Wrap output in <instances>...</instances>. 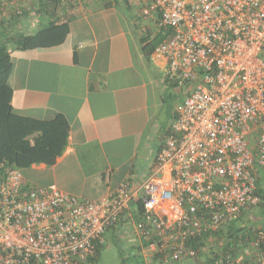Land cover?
<instances>
[{"label":"built area","instance_id":"obj_1","mask_svg":"<svg viewBox=\"0 0 264 264\" xmlns=\"http://www.w3.org/2000/svg\"><path fill=\"white\" fill-rule=\"evenodd\" d=\"M10 1L22 15V0ZM140 16L150 39L165 32L155 55L167 60L165 77L182 95L150 176L138 192L126 180L93 200L4 167L0 264H87L129 213L150 257L193 264L194 242L262 203L264 0H145ZM262 244L256 232V264H264ZM219 254L215 264H246L233 245Z\"/></svg>","mask_w":264,"mask_h":264},{"label":"crops","instance_id":"obj_2","mask_svg":"<svg viewBox=\"0 0 264 264\" xmlns=\"http://www.w3.org/2000/svg\"><path fill=\"white\" fill-rule=\"evenodd\" d=\"M53 2L22 0L23 15L17 22L12 16L19 4L0 0V23L11 27V34L33 35L53 21L43 14ZM144 4L68 1L55 14L59 23L69 25L62 44L12 52L14 110L44 121L62 115L70 125L62 156L53 166L20 170L26 181L94 200L113 193L126 180L138 192L148 179L166 136L160 118L166 88H171L164 80L167 60L155 52L148 59L144 53ZM130 216L125 214L110 230L112 241L130 251L131 263L159 264L138 241ZM119 239H125V245ZM255 261V252L247 250L246 264Z\"/></svg>","mask_w":264,"mask_h":264},{"label":"trees","instance_id":"obj_3","mask_svg":"<svg viewBox=\"0 0 264 264\" xmlns=\"http://www.w3.org/2000/svg\"><path fill=\"white\" fill-rule=\"evenodd\" d=\"M60 4L61 2L59 0H55V3L53 2L51 5L44 7L43 14L54 19L44 24L33 35L27 36L21 32L11 34L9 32L11 27H5L3 21L0 23V172L3 171L4 167H13L22 170L42 164L48 167L53 166L56 160L62 156L68 144L70 132L68 121L62 115L57 116L52 121H44L18 114L12 105L13 88L10 84V78L14 70L13 51L46 49L60 45L66 39L69 33V25L66 22L59 23L55 18ZM22 15L13 14V20L19 22ZM144 36L142 43L147 42L144 46V53L146 58L150 59L166 34L164 31L159 32L153 39H150L151 35L149 33H144ZM164 80L171 89L175 88V85L170 83L167 77ZM161 140L163 145L159 147L158 152L164 146L165 137H162ZM260 184L264 185L262 181ZM258 194L263 199L259 208H263L264 190L260 189ZM138 209L141 212L143 210L141 205H139ZM241 216L248 218L247 212H243ZM239 218L237 219L238 221ZM237 220L230 225L227 231L228 233L222 232V229H220L217 233L211 234L216 236H220L221 233L228 235L226 236L228 243L221 250L222 252L230 248L233 243L236 244L239 241L246 242L255 237L256 231L253 233V230L246 228L247 221L243 222L242 226L236 227L235 223ZM207 237L200 242H194L192 245L198 253L193 264H215V260L221 255L219 254L220 251H218L213 253L208 260L201 258V254H203L207 245ZM102 248L103 243L99 242L96 244L95 255L88 260L87 264H91L98 259ZM261 249L264 251V244L261 245ZM200 258L202 259L201 263ZM128 260L131 261L133 259L131 257L123 258L120 264H128ZM136 264L142 263L139 262Z\"/></svg>","mask_w":264,"mask_h":264},{"label":"rangeland","instance_id":"obj_4","mask_svg":"<svg viewBox=\"0 0 264 264\" xmlns=\"http://www.w3.org/2000/svg\"><path fill=\"white\" fill-rule=\"evenodd\" d=\"M181 102H182V95L179 93V90L176 89L172 90L166 88V95H165V100L163 102L164 105L160 118L161 130H166L169 128L171 124V119L175 114L176 109L181 104ZM243 216H241L239 218V221L237 220V222L235 223L236 227L242 226L243 222L247 221L245 226L248 230H253V233L254 231H256L257 233L262 232L264 237V207L263 208L257 207L254 210L247 211L248 218L246 216L243 218ZM229 227L230 226L222 228V232H227ZM112 235H113V231L110 230L109 232H107V234L104 235L103 248L95 264H120L121 259L130 258L129 256L130 251H127L125 246L120 247L117 244H115L112 241ZM226 236L228 235H224L223 233H221L220 236L209 235L207 237L206 248L203 251V254H201L202 255L201 258L203 259L206 258V260H208V258H210L213 253L223 250L228 243V239H226ZM121 240H122L121 245H125L124 244L125 239H119V242ZM253 241L254 239L247 240L246 242L239 241L236 244L233 243L232 245L236 249V253L244 257L245 260V252L247 250H251ZM201 258H200V263L202 261ZM128 264H135V262L130 263V260H128Z\"/></svg>","mask_w":264,"mask_h":264},{"label":"clouds","instance_id":"obj_5","mask_svg":"<svg viewBox=\"0 0 264 264\" xmlns=\"http://www.w3.org/2000/svg\"><path fill=\"white\" fill-rule=\"evenodd\" d=\"M157 154H158V153H157ZM131 206H132V205H131ZM133 206H134V205H133ZM133 206H132V207H133ZM103 243H104V242H103ZM152 259H156V258H152Z\"/></svg>","mask_w":264,"mask_h":264},{"label":"water","instance_id":"obj_6","mask_svg":"<svg viewBox=\"0 0 264 264\" xmlns=\"http://www.w3.org/2000/svg\"><path fill=\"white\" fill-rule=\"evenodd\" d=\"M131 205L133 206V205H134V203H131Z\"/></svg>","mask_w":264,"mask_h":264}]
</instances>
